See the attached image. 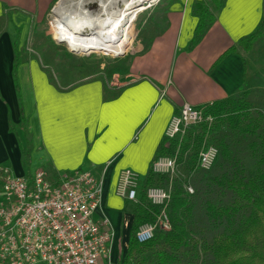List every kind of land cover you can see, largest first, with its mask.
I'll return each mask as SVG.
<instances>
[{
    "label": "crops",
    "instance_id": "0c3cea01",
    "mask_svg": "<svg viewBox=\"0 0 264 264\" xmlns=\"http://www.w3.org/2000/svg\"><path fill=\"white\" fill-rule=\"evenodd\" d=\"M59 1L0 0V167L15 176L44 170L51 180L77 169L91 171L102 186L95 217L110 222L111 262L117 264L127 253L134 221L128 200L117 194L121 170L132 169L143 181L172 117L185 103L201 107L243 92L250 93L251 102L264 103V37L249 51L238 45L259 26L264 0H226L192 48L196 0H159L149 18L154 32L121 79L68 86L53 81L18 41V31L41 22ZM14 40L21 55L24 114L13 76ZM233 46L238 51L218 61Z\"/></svg>",
    "mask_w": 264,
    "mask_h": 264
},
{
    "label": "trees",
    "instance_id": "16d2710c",
    "mask_svg": "<svg viewBox=\"0 0 264 264\" xmlns=\"http://www.w3.org/2000/svg\"><path fill=\"white\" fill-rule=\"evenodd\" d=\"M225 2L226 0H196L193 3V12L199 21L190 48L201 42L215 23L216 14ZM261 37H264V15L259 26L251 34L242 37L238 45L249 51ZM14 48L13 76L24 114L18 79L21 55L17 40H14ZM236 51L237 46L229 48L218 61ZM252 106L249 92L205 105L206 113L214 116V123L211 126L207 123L192 126L181 138L172 139L165 135L156 149L153 162L164 155H179L182 160L186 153H191L190 164L198 165V156L205 136L213 134L219 127L215 124L219 122L229 123L232 129L244 135L255 133V126L244 125V121L251 115ZM23 121L25 122V117ZM262 139L264 142V136ZM20 146L24 157L27 158V150L21 139ZM216 146L219 148L218 159L222 155L228 160L231 163V171L221 176L209 175L205 182L214 188L231 190L233 198L229 202L213 199L204 201L205 222L202 227L206 229V235L201 230L195 232L191 229L195 224L194 203L190 200L191 194L186 190L185 182L179 178L171 179L168 175L154 174L152 162L142 181L138 202L127 201L126 210L133 213L134 221L123 264H197L193 258L184 259L182 252V249L187 247L192 233L201 235L200 238L204 241L202 255L196 256H201L200 264H264V188L258 180L247 177L242 161L233 155L232 140L229 137H223L220 146ZM160 181L166 186L173 184L171 200L167 207L171 226L168 230L158 227L154 237L142 243L137 239L139 228L145 223L156 222L161 211V208L148 201L146 190L151 185L162 186L158 184ZM148 253H152V256H148Z\"/></svg>",
    "mask_w": 264,
    "mask_h": 264
},
{
    "label": "built area",
    "instance_id": "2783aa9c",
    "mask_svg": "<svg viewBox=\"0 0 264 264\" xmlns=\"http://www.w3.org/2000/svg\"><path fill=\"white\" fill-rule=\"evenodd\" d=\"M214 121L204 106L185 103L172 117L166 136L181 138L190 127L211 126ZM218 156L216 145L204 144L198 167L212 169ZM176 169V155L161 156L152 166L158 175L170 176ZM0 186V264H112L114 231L107 218L95 217L102 202V186L91 171L77 169L51 180L44 170L15 176L0 167ZM141 187L137 172L121 170L119 196L138 202ZM146 195L161 211L156 222L139 228L137 239L142 243L151 240L158 227L168 230L171 226L167 207L172 191L151 185Z\"/></svg>",
    "mask_w": 264,
    "mask_h": 264
},
{
    "label": "rangeland",
    "instance_id": "374dc122",
    "mask_svg": "<svg viewBox=\"0 0 264 264\" xmlns=\"http://www.w3.org/2000/svg\"><path fill=\"white\" fill-rule=\"evenodd\" d=\"M64 0L55 4L41 22L34 21L27 28L18 31V41L23 51L38 61L42 62L53 81L64 86L77 84L84 80L101 78L106 82H117L121 73L127 68L132 56L143 46L144 39L148 34H153L154 27L149 22L152 6L139 13L131 24L124 42L114 50L106 52L100 47L91 52H76L68 45L59 40V31L56 26V8ZM91 10L98 7L94 2ZM2 26V23L1 25ZM252 105V104H251ZM255 126L257 131L253 134H241L232 129L229 123L219 122L217 130L213 134L205 136L203 144L220 146V141L227 136L232 140L233 155L242 161L245 173L248 178H253L261 183L264 188V103L256 100L253 103L250 117L244 121V125ZM199 128L197 133H199ZM202 144V145H203ZM191 153H186L182 160L177 156V169L170 175L171 179L179 178L185 182L186 190L191 194L190 200L194 203V222L191 229L195 232L200 230L206 235V229L202 227L205 222L203 203L207 199L219 202H229L233 198L231 190L214 188L205 180L209 175H219L231 171V163L220 155L212 169L206 171L198 165L190 164ZM142 180V179H141ZM158 184L173 191V184L166 186L163 182ZM192 189L193 191H190ZM201 235L192 233L188 239L187 247L182 249L184 259L193 258L197 264L201 263L197 255H202L204 241ZM152 256V253H148ZM198 257V256H197ZM197 259V260H196ZM124 258L117 264H123Z\"/></svg>",
    "mask_w": 264,
    "mask_h": 264
},
{
    "label": "bare ground",
    "instance_id": "6f19581e",
    "mask_svg": "<svg viewBox=\"0 0 264 264\" xmlns=\"http://www.w3.org/2000/svg\"><path fill=\"white\" fill-rule=\"evenodd\" d=\"M154 0H64L56 8L59 40L76 52L117 49L139 13ZM97 2L98 7L91 10Z\"/></svg>",
    "mask_w": 264,
    "mask_h": 264
}]
</instances>
